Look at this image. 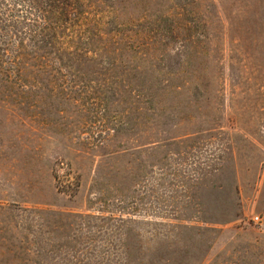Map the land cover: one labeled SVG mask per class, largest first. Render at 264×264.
Listing matches in <instances>:
<instances>
[{"label":"rangeland","instance_id":"obj_1","mask_svg":"<svg viewBox=\"0 0 264 264\" xmlns=\"http://www.w3.org/2000/svg\"><path fill=\"white\" fill-rule=\"evenodd\" d=\"M79 1L95 64L0 70V264H264V0Z\"/></svg>","mask_w":264,"mask_h":264},{"label":"trees","instance_id":"obj_2","mask_svg":"<svg viewBox=\"0 0 264 264\" xmlns=\"http://www.w3.org/2000/svg\"><path fill=\"white\" fill-rule=\"evenodd\" d=\"M80 5L79 0H0V70L26 80L25 74L33 78L38 71L95 64L97 50L90 46L106 48L110 40L93 30L94 22ZM144 55L155 58L150 52ZM154 69L144 71L147 86ZM183 71L179 67L170 73ZM4 75L9 77L8 72Z\"/></svg>","mask_w":264,"mask_h":264}]
</instances>
